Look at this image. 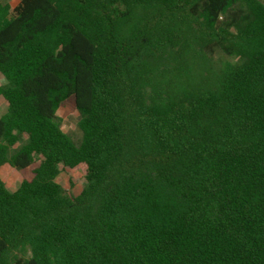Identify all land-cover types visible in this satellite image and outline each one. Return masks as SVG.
<instances>
[{
  "label": "trees",
  "instance_id": "1",
  "mask_svg": "<svg viewBox=\"0 0 264 264\" xmlns=\"http://www.w3.org/2000/svg\"><path fill=\"white\" fill-rule=\"evenodd\" d=\"M0 74V264H264L263 0H0Z\"/></svg>",
  "mask_w": 264,
  "mask_h": 264
},
{
  "label": "rangeland",
  "instance_id": "2",
  "mask_svg": "<svg viewBox=\"0 0 264 264\" xmlns=\"http://www.w3.org/2000/svg\"><path fill=\"white\" fill-rule=\"evenodd\" d=\"M19 2L20 0H3L4 4H9L12 8L16 7ZM217 58L219 61L229 59L222 53H218ZM5 82L4 77L0 74V85L5 84ZM6 110L7 103L3 98H0V117L6 112ZM57 117L61 129L67 133L76 144H79L82 140V132L78 126L80 114L76 108L74 98H71L62 104L57 113ZM30 171L31 169L18 171L9 165H4L0 170V177L10 191H16L21 184L24 175L29 174ZM57 182L69 195L77 196L85 186L84 173L81 170H72L62 166L61 174L57 178Z\"/></svg>",
  "mask_w": 264,
  "mask_h": 264
}]
</instances>
